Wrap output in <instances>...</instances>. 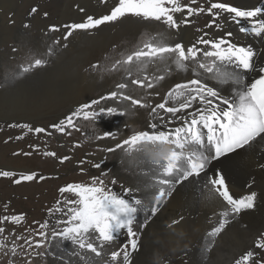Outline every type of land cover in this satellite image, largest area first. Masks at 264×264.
I'll return each mask as SVG.
<instances>
[{
	"label": "snow or ice",
	"instance_id": "snow-or-ice-1",
	"mask_svg": "<svg viewBox=\"0 0 264 264\" xmlns=\"http://www.w3.org/2000/svg\"><path fill=\"white\" fill-rule=\"evenodd\" d=\"M206 3L209 6L201 4L191 7L190 5L197 4V0H187V3L184 0H118L110 14L99 18L89 15L85 22L65 25L69 31L64 35V39L67 40L75 30L96 29L126 16L158 21L170 29H178L180 24L190 23L187 17L206 13L211 17L206 27L211 28L215 25L217 29H222L224 23L234 22L240 25V33L264 41V7L242 10L224 0L215 2L206 0ZM185 9L187 16L181 20L174 18L176 13L184 12ZM36 11V8L32 9V13ZM50 30L58 29L53 26ZM232 36V31H226L221 37H213L211 33L204 32L191 46L181 42L169 44L162 37L160 39L150 37L142 46L122 56L112 66V70H122L125 77L122 82L116 84V90L100 97L99 100L81 105L64 121L52 127L59 133H65L66 128L80 131L73 117L97 122L111 115H131L137 107L150 109L149 114L153 120L158 119L163 122L162 124L153 122L149 125L152 131H134L115 147H108L105 151L113 152L127 146L129 155H132L133 152H144L145 146H151L148 151L159 157L152 160L159 173L153 185L155 191L151 193L152 200L149 201L151 214L154 216L163 201L171 196L174 184L192 177L199 178L205 173L211 160L249 148L258 138L264 140V55L258 54L251 46L239 45L225 38ZM55 43H59V40ZM52 54V49L49 48L44 55ZM258 55L259 63L256 60ZM46 63L47 60L43 57L34 58L27 66H21L20 74L42 67ZM150 68L153 69L151 72ZM189 69L191 75L186 81L171 86L162 98L163 102L156 103L153 107L147 97L159 96L160 93L148 90L161 86V82L165 81L173 70L187 73ZM246 74L251 78L246 79ZM208 79L219 84L230 83L235 87L231 95H221L215 85L210 86L207 83ZM137 87L145 90L144 96L137 98L133 95ZM108 99L113 100L117 106H101V101ZM194 105V110L188 112L187 110ZM158 110L171 115L165 119ZM180 113L184 114L178 116ZM177 120L183 121V124L170 127ZM201 129H206V132ZM34 131L44 133L46 129L36 128ZM67 134L71 135V132ZM112 135L111 131H104L102 135H96L95 139L100 140ZM44 155L55 157L56 153L49 151ZM68 159V156L59 158L60 163ZM93 167L100 168L101 165L96 163ZM14 175L15 173L11 171H0L2 177L10 178ZM36 178L35 173L21 174L14 182L19 184ZM111 183L115 184V179ZM207 185L211 186L210 191L226 205L218 225L208 233L209 237H216L224 230L230 216L234 217L243 210L254 208L257 193L252 191L241 198H235L220 170H215L207 177ZM59 191L62 195L67 193L75 198L66 197L63 206H58L54 212L50 211V215L59 212L62 216L57 218L52 226L48 221L39 224V229L44 230L35 231V236L40 237L39 240L35 237L17 236L14 232L5 235L4 225L7 223L19 225L24 221L23 215L0 217V250L8 248L10 242L12 247L8 248L5 255L10 252L12 256H16L18 247L16 241L23 240L24 244L19 247L27 245V248L22 255L43 257L50 254L48 245L51 240L59 238L74 246L65 264L81 262L93 264L88 253L94 254L97 258L107 255L109 259L104 260L103 264H130V251H137L139 248L138 232L133 229V224L137 212L144 206V199L124 198L108 187L101 177H92L90 184H68ZM123 191L127 194L132 190L126 188ZM60 204L61 202H58V205ZM179 222L174 220L173 225ZM61 225L63 227H60ZM122 232H126V240L117 245L116 242L120 240ZM253 244L254 248L237 259L235 264H264V233H260ZM41 247L45 248V252L36 251ZM29 248L33 251L29 252ZM108 248L115 250L108 252ZM72 257L79 259L73 260ZM9 264H14V261L9 260ZM27 264H32L31 259L27 260Z\"/></svg>",
	"mask_w": 264,
	"mask_h": 264
},
{
	"label": "rangeland",
	"instance_id": "rangeland-1",
	"mask_svg": "<svg viewBox=\"0 0 264 264\" xmlns=\"http://www.w3.org/2000/svg\"><path fill=\"white\" fill-rule=\"evenodd\" d=\"M259 1H262L264 5V0H224V2L232 6L240 7L242 10H248L255 4L253 2L257 3ZM117 2L118 0H0V171H11L15 173L10 178L0 176V217L4 215L24 216V221L19 225L12 223L4 225L6 227L5 235L8 232H14L17 236L24 235L25 237H35L36 240H39L40 237L35 236V231H44L43 229H39V224L48 221L50 226L54 225L56 219L60 218L62 213L55 212L54 215H50V211L54 212L58 206H63V201L66 197L73 199V196L70 194L65 193V195H62L59 190L68 184L75 183L73 181L75 175H85L87 177V179L84 178V181L79 179L81 184H90L92 177L99 176L104 179L105 184L114 192L124 196V198L126 196L118 186L120 178L115 175L112 168L116 165L120 170L126 172L129 167H132L131 161L123 160L121 157L122 149H116L110 153L104 150L108 147H115L114 140L101 143L100 140L95 139V136L102 135L104 131H111L116 137L120 136L119 131L122 134L128 131L129 136L134 131H145L140 127V122H136L137 120L132 117V114L128 116L111 115L97 122L91 120L85 121L82 118L78 119L73 117L74 122L81 129L80 131L66 128L65 133H59L52 127V125L64 121L76 109L73 102L74 97H72L75 86L74 78L78 72H81L82 76H84L83 72H88L87 69L92 63L87 67L86 63L92 62L93 59H121L122 56L130 54L137 47L143 45L141 44L143 42L138 43L139 45L135 46L133 50L129 48L128 52H124L116 58V56H112L113 54H108L112 45H105V47L100 42L103 34L110 32L112 35L117 34V38H122L123 36L121 34L124 35L125 33L121 31L128 29L129 31L124 35V39L125 37L129 39L130 35L134 39L144 38L145 42L150 37L155 36L157 39L162 37L169 44L181 42L188 46V41L196 38L194 41L196 42L204 32L211 33L212 36L214 35L213 37H220L218 34L225 33L226 31L224 30H230L233 32L234 38H236L235 41H238L239 38L244 40L243 33H240L238 30L240 25L234 22L224 23L222 29H217L215 25L211 28L206 27L211 18L206 13L187 17L190 23L181 24L178 29H170L167 25L158 21L126 16L118 21L105 23L96 29L75 30L67 40L64 39V35L69 31V29L64 27L65 25L85 22L89 15L99 18L103 15L110 14L111 9ZM184 2L187 3V0H184ZM54 3L57 4L55 5ZM201 4L205 7L209 6L206 0H197V4L190 6L197 7ZM33 8L37 9L35 13H32ZM185 16H187L186 9L179 16L175 14L174 18L183 19ZM221 23L223 22L221 21ZM26 24L29 26L25 27ZM145 24L151 25L146 26ZM53 26L58 30H50ZM133 26V30H130ZM151 28L158 29L153 32ZM197 29L201 31H197ZM189 30L192 34L187 32ZM205 38L207 39L208 37ZM57 40H59V43H55ZM263 43L264 41L258 43L260 47L262 46V54L264 51ZM65 44L67 47H64ZM198 46L204 47V45ZM49 48L52 49L53 54L45 56L44 54ZM96 52L99 56L96 55ZM40 57L47 60L44 66L33 68L27 73L20 74L21 66H27L34 58ZM152 70L151 68L149 69L150 72ZM109 78L100 77L98 85H94L97 86V89L94 91L83 89L82 91L84 93L86 91L92 92L91 101L99 100L100 97L107 96L111 91L116 90L114 84L115 79ZM90 100L89 103H91ZM108 105L117 106L111 99L101 101V106ZM87 122L91 124L90 129L88 127L83 128ZM82 123L85 124L81 126L80 124ZM36 128H44L46 132L36 133L34 131ZM29 129H32V131ZM67 132H71V135H68ZM75 132L82 136L81 142L74 140L73 134ZM48 133H51V135ZM77 150L81 151L79 156L77 155ZM49 151L55 152L56 156L44 155L45 152ZM26 153H29V155H26ZM89 153L93 154L94 158H89ZM107 154H115L111 162ZM98 155H101L100 158L104 157L102 159L103 162L100 161V158H97ZM64 156H68L69 159L64 161V163H60L59 158ZM96 163H99L101 167H93ZM251 165L247 166L244 161L238 160V164L234 166L235 168L233 170H227L224 176L227 179V176L235 177L238 175L239 177L241 173H249L250 183L248 181L241 188L245 195L255 191L257 197L262 200V204L264 205V176L255 171L254 164ZM110 167L112 168L110 169ZM30 173H35L37 178L32 181H22L19 184L14 182L21 174ZM88 177L91 179H88ZM113 179L116 181L115 184L111 183ZM226 183L227 185L236 187V185L229 183V181H226ZM42 187H47L46 192L51 187L53 190L57 189L58 194L51 198V203L43 204L39 213H36L35 211L40 207L41 195L34 194L32 196L24 189H38ZM128 198L126 196V199ZM58 202H61V204L58 205ZM139 218L138 211L133 229L138 232L139 248L137 251H130V264H179L181 262H184L183 264H193V250L199 241L198 238L200 239L198 233L200 230H203L201 226L203 227L207 222L204 216L194 217L191 220L192 222H187L189 229L196 231L194 238H188L184 243L176 247L166 232L169 218L166 217V222L156 218L155 220L152 219V221L147 222L148 224H143V227L139 224ZM250 221L252 224H250ZM60 227L63 226L61 225ZM246 227L249 237L244 238L243 235L237 234L240 240L243 241V244L238 248V256L231 264H235L237 259L248 250L253 249V241L258 238L260 233H264V224L260 225L256 223L251 217H248ZM125 240L126 232H122L120 240L116 243L119 245ZM16 244L18 246L16 256H12L10 252L5 255L8 248L12 247L10 242L8 248L0 250V264H9V260L14 261V264H27V260L29 259H31L32 264H65V261L69 259L68 255L74 247L70 242L61 241L59 238L53 239L48 245L50 254L33 258L22 255L25 252V248H27V245L23 248L19 247V245L24 244L23 240L16 241ZM228 245V241L225 239L223 241V247ZM112 250L115 249H107L108 252ZM28 251L32 252L33 249L29 248ZM36 251L45 252V248L41 247L36 249ZM257 251L259 250L257 249ZM87 255L92 257L93 264H103L104 260L109 259L107 255L100 258L95 257L91 253ZM72 259L78 260L79 258L72 257Z\"/></svg>",
	"mask_w": 264,
	"mask_h": 264
},
{
	"label": "bare ground",
	"instance_id": "bare-ground-1",
	"mask_svg": "<svg viewBox=\"0 0 264 264\" xmlns=\"http://www.w3.org/2000/svg\"><path fill=\"white\" fill-rule=\"evenodd\" d=\"M93 1H96V0H93ZM253 3H255V4L252 5L249 9H251L253 7H264V5L262 4V1H259L257 3L253 2ZM54 4L56 5L57 3H54ZM97 7H99V6H97ZM101 9H102V7H101ZM176 15L179 16L180 13H176ZM179 20H181V19H179ZM147 25L150 26L151 24H147ZM226 25H224V26H226ZM230 27H232V26H230ZM133 28H134V26L130 30H133ZM151 29H153V32H155L158 28L157 29L151 28ZM143 30H142V32H143ZM234 30L237 31L236 29H234ZM119 31H120V29H119ZM127 31H129V30L123 29L121 32L127 34ZM224 31H227V30H224ZM187 32H190V34H192L190 30ZM195 32H193V33H195ZM109 33L103 34L101 39H100V42H102L104 44V46L105 45H110V46L112 45L111 47L109 46L111 48V50H109L108 54H113L112 56H116V58L118 56H120L122 53L128 52L129 48H130V50H133V48L135 46L139 45L138 43H141V42L144 43V38H141V37L139 39H136V38L134 39V37L129 35V39H127V37H125V39H124L125 34L124 35L121 34V36H123L122 38H119V37L117 38V34L112 35L111 33L110 34ZM170 33H172V32H170ZM218 36H220V37L224 36V33H220V34H218ZM225 38L231 39L234 43H237L239 45L251 46L258 52V54L264 55V51L262 54V46L260 47L258 44L261 41L260 38L254 37L252 35H246L244 33H243V39L244 40H242V38L241 39L239 38L238 41H235L236 38H234V36L230 37V38L229 37H225ZM195 39L188 41L187 42L188 46H191L193 43H195L194 42ZM143 43H141V44H143ZM112 49H114V50H112ZM96 55H97V52H96ZM260 55H258L256 57V60L258 63L260 62ZM97 56H99V55H97ZM97 56H95V57H97ZM100 57H101V55H100ZM113 58H115V57H113ZM117 60H120V59H118V58L117 59H99V60L93 59L92 62L86 63V67L89 66L91 63L92 64L87 69L88 72L87 71L83 72L84 76H82L81 72H78L76 74V76L74 78V81H75V86L73 88L74 92L72 95V97H74L73 102H74V106L76 109H74L73 112H75L81 105H83L85 103H89V100L92 97V92H88V91L89 90L94 91L97 89L96 88L97 86H94V85L95 84L98 85V81L100 80V77H110L109 79H111V78L115 79V82H114L115 86L117 83L122 82V80L125 78L123 71L119 70V69L112 70V66L115 64V62ZM93 65H95L96 67L94 68ZM190 75H191V69H189V72H187V73H180V72H176L173 70L172 73L167 76L166 80L161 82V86H158L154 90H148V91H158L160 93L159 96L147 97L148 101L150 103H152L153 107L155 106L156 103L163 102L162 98L166 95V92L169 90V88L171 86H174L175 83L185 82L186 79L188 78V76H190ZM205 75H207V74H205ZM250 78H251V76L246 74V79H250ZM207 83L210 86L215 85L220 90L221 95H226V96L231 95L232 89L235 87L234 85H232L230 83L229 84H219L215 80H212V79H208ZM108 84H106V85H108ZM133 87H136V86H133ZM82 89L88 90V91H86L84 93L82 91ZM108 89H110V88H108ZM105 90L107 91V89H105ZM98 94H100V93H98ZM133 95H135L137 98L144 96L145 90L139 89L137 87L135 92L133 93ZM97 97H95V98H97ZM92 100H93V98H92ZM217 103H218V101H217ZM194 108H195V105L193 106V108H190L187 111L191 112L194 110ZM158 111L161 113V115H163L165 117V119H168L171 115V114L163 113V110H158ZM149 113H150V109L139 108V107H137L132 113V117L137 120L136 122H138V121L140 122V125H141L140 127L143 128L145 131H152L151 128L149 127V125L153 122L159 123V124L163 123L162 121H160L158 119L153 120V117ZM183 114L184 113H180L177 115L179 116V115H183ZM62 115H64V114H62ZM189 119H190V117H189ZM125 121H124V123H125ZM128 121H129V119H128ZM121 122H123V121H121ZM83 124H85V123H82L80 125L82 126ZM181 124H183V121L177 120L176 123L173 125H170V127H177V126H180ZM86 127H88V129H90V127H91L90 122H87L83 128H86ZM157 130H159V129H157ZM201 130L206 132V129H201ZM111 133L113 134L111 137H106L104 139H100L101 143H103L104 141H108V142L110 141L111 142L114 140V142H115L114 145H116L117 143L122 142L125 138H127L129 136L128 131L126 133L123 132V134L121 133V131H119V134H120L119 137H116L113 132H111ZM73 138L76 142H81V140H82V136L77 132H75L73 134ZM150 147L151 146H145L144 152H133L132 155H129L128 147L125 146L124 149L121 150V157L123 158V160L126 159V161H131L132 167H129L126 172H123L122 170H120V168L117 167L116 165H114L113 168L110 167V169L112 168V170L115 172V175H117L120 178L118 186L120 187L121 191L124 193L123 190L126 188L132 190L131 192L127 193L126 196H128L130 199H134V198L144 199V201H145L144 206L139 210V215H140L139 224L143 225V224L149 222L150 220L152 221V219L155 220V218L158 220H161L163 222L164 221L166 222V220H167L166 217L169 218L168 219L169 223L167 224L168 228L166 229V232L170 236V239L174 242L173 244L176 247L179 244L181 245L182 243H184V241L186 239L192 238V237L194 238L196 231L189 229V225L187 224V222L193 220L194 217L204 216L205 219L207 220V222L203 225V227L201 226V228L203 230H200L198 233V236L200 237V239L198 238L199 241L197 242V244L193 250V254H192L193 264H231L234 261V259H236L238 256V253H239L238 248H240L243 244V241L240 240V238L238 237L237 234L243 235L244 238L249 237L248 236L249 233L247 234L248 229L246 227L248 217L253 218L255 220V222L260 224V225L264 224V205L262 204V200L257 197L254 208L249 209V210H243V211H241V213L235 215L234 217L230 216L229 222L227 223L224 230L219 234V236L209 237L208 233L214 227H216L218 225L219 220L221 219V213L225 209L226 205L224 204V202L222 201L221 198H219L214 192L210 191L211 186L207 185V177L211 176L215 170H220L225 175V172L227 170H231V169L233 170V168H235L234 166H235V164H238V160L244 161V163H246L247 166L254 164L255 171H257L258 174L264 176V140H260L258 138V140L249 148L240 149L235 153H230V154L223 156L219 159L211 160L209 162L207 169L205 170V173H202L201 177H199V178L192 177V178H189V180H187V181H183L182 183L174 184L172 186L171 196H169L168 198H166L163 201L162 206L159 207L158 211L156 212V214L154 216L151 214V205H150L149 201L152 200L151 193L153 191H155V188L153 187V185L155 182V178L159 175V173L156 170V166L154 164H152V160L153 159H159V157L153 156L152 153L148 151V148H150ZM80 154H81V151L77 150V155L79 156ZM102 154L104 155V153H102ZM114 155L115 154H107L110 162L112 161ZM100 156L101 155H98L97 158H100ZM90 157L94 158L93 154L89 153V158ZM133 157H136V159L134 160ZM103 158L104 157H101L100 161L103 162V160H102ZM34 160H36V158H34ZM231 162L233 163L232 165H231ZM128 164H130V163L128 162ZM248 175H249V173H247V174L241 173V175H239V177H238V175L235 177L227 176L228 178L226 179V181H229V183L236 185V187H235L233 185L228 184L229 189L235 198H241V197L245 196L244 191L241 187L245 186L247 184V182L249 181L250 176H248ZM97 177H99V176H97ZM230 177H232V178L229 179ZM84 178L87 179V177L85 175H80V176L75 175L73 177V181L75 183H80L79 179L84 181ZM88 179H91V178L88 177ZM249 183H250V181H249ZM238 184H239V186H237ZM231 186H233V187L231 188ZM46 189H47V187H42V188H38V189H33V188H25L24 189L26 192H28L32 196H34V194L35 195H41L40 207L37 208V211H35L36 213H39L40 209L43 207L42 206L43 204L51 203V201H52L51 198L55 197L58 194L56 191L57 189L53 190L51 187V189H49L48 192L45 191ZM63 195H65V194H63ZM126 196H125V198H126ZM73 199H74V197H73ZM181 217H183V219H180ZM174 220H179L180 222L178 224L173 225ZM248 223H249V221H248ZM250 224H252L251 221H250ZM170 225H171V227H170ZM254 226H255V224H254ZM163 231H164V229H163ZM249 231H251V230H249ZM225 239L228 241L229 245L223 247V241ZM183 245L186 246L185 244H183ZM180 247H183V246H180ZM61 256H63V255H61ZM183 263L184 262H181L179 264H183Z\"/></svg>",
	"mask_w": 264,
	"mask_h": 264
}]
</instances>
